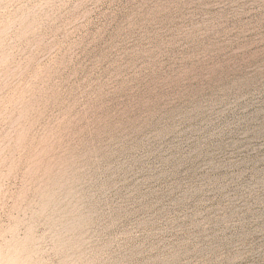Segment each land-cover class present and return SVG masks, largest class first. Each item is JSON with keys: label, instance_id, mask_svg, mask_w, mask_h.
I'll list each match as a JSON object with an SVG mask.
<instances>
[{"label": "rangeland", "instance_id": "374dc122", "mask_svg": "<svg viewBox=\"0 0 264 264\" xmlns=\"http://www.w3.org/2000/svg\"><path fill=\"white\" fill-rule=\"evenodd\" d=\"M138 4L170 5L158 19L161 52L136 91L112 95L99 113L111 116L106 131L120 127L108 146L113 168L98 172L85 154L92 129L75 142L58 135L50 105L107 76ZM262 4L0 0V260L99 264L104 222L112 235L183 249L188 264L209 240L249 249L246 264H264ZM205 15L217 24L209 35L175 31ZM74 36L79 58L69 60L62 45Z\"/></svg>", "mask_w": 264, "mask_h": 264}, {"label": "clouds", "instance_id": "9594fccd", "mask_svg": "<svg viewBox=\"0 0 264 264\" xmlns=\"http://www.w3.org/2000/svg\"><path fill=\"white\" fill-rule=\"evenodd\" d=\"M169 7L170 5L166 4L133 5L134 10L124 22L126 26L122 28L123 47L107 76L98 81L97 86L92 90L65 89L60 98L50 105V120L53 131L58 135L75 142L81 138L83 128L92 129L95 139L87 145L85 154L90 158L89 167L98 172L113 168V163L108 161L116 153L109 151L108 146L115 142V133L120 127L117 123L111 131H106L110 127L108 121L111 116L101 117L99 113L108 107L107 101L112 95L125 89L136 91L133 85L141 80L148 70L146 66L161 52L160 47L154 46V40L165 31L160 27L163 21L158 23V19L167 13ZM261 7L264 8V4ZM144 9L148 10L144 11ZM216 26V21L205 15L201 22L193 23L191 26L181 23L175 31L178 35L203 37L213 32ZM79 46L80 37L74 36L62 45L63 55L69 60L78 59ZM115 115L112 113V116ZM105 136L107 140L104 139ZM99 187L103 190L104 185ZM98 227L100 235L93 255L99 264H188L185 258L187 252L172 247L170 243L150 242L147 238L141 239L140 234L127 237L112 235L109 231L112 226L104 222ZM208 227L209 225L205 224V228ZM216 238L221 241L227 240V237L222 236L220 232L217 233ZM252 255L251 250L243 249L242 246L226 247L223 243L217 244L209 240L206 254L195 260V264H246L247 259ZM0 264L7 262L0 260Z\"/></svg>", "mask_w": 264, "mask_h": 264}]
</instances>
